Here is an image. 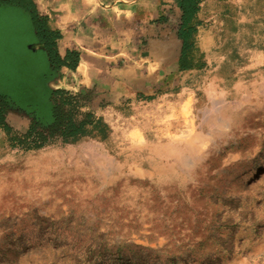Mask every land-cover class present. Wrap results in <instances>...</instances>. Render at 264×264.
Returning <instances> with one entry per match:
<instances>
[{"label": "rangeland", "instance_id": "obj_1", "mask_svg": "<svg viewBox=\"0 0 264 264\" xmlns=\"http://www.w3.org/2000/svg\"><path fill=\"white\" fill-rule=\"evenodd\" d=\"M156 1L172 65L131 97L63 73L71 85L53 90L80 95L74 118L99 119L74 138L44 115L41 53L36 108L4 96L24 97L22 73L0 76V264H264V0H203L181 71L179 4ZM30 33L1 14L0 59Z\"/></svg>", "mask_w": 264, "mask_h": 264}, {"label": "crops", "instance_id": "obj_2", "mask_svg": "<svg viewBox=\"0 0 264 264\" xmlns=\"http://www.w3.org/2000/svg\"><path fill=\"white\" fill-rule=\"evenodd\" d=\"M31 1L35 12L45 19L46 27L59 33L60 37L56 40L58 53L62 56L67 50H74L79 54L74 70L64 68L62 75L54 72L37 36L30 12L18 5H0V15L11 16L14 13L22 17L33 36L26 43V53L23 56L18 53L14 55L24 61L30 58V53H41L47 68L45 79L50 81L48 89L51 91L59 86L69 88V85L79 81L81 86L78 87L96 84L99 89L118 90L126 97L135 96L143 87L145 90L153 89L158 66L172 65L177 56L178 46L173 29L165 28L164 36L160 38L154 27L157 22H151L159 12L164 13V5L159 8L156 0ZM10 10L15 12L9 13ZM174 20L177 18L172 19L169 14L165 24H172ZM34 56L40 58V55ZM14 57L11 58L12 62ZM63 73L69 77L71 84ZM0 94H4L2 90ZM12 98L16 99L14 96ZM48 116L47 121H51L50 110Z\"/></svg>", "mask_w": 264, "mask_h": 264}, {"label": "trees", "instance_id": "obj_3", "mask_svg": "<svg viewBox=\"0 0 264 264\" xmlns=\"http://www.w3.org/2000/svg\"><path fill=\"white\" fill-rule=\"evenodd\" d=\"M202 1L203 0H177L179 9L181 11L180 23L177 26V37L182 43L178 59L179 71L192 68V65L185 60L189 52L188 50L192 45L193 34L196 32V29L200 24L198 21H196V14L199 12L200 3ZM1 4L18 5L19 7H22L30 12L37 36L45 48L49 65L54 72H58L62 67L75 69L79 58L78 52L74 50H67L62 56L58 53L56 48V40L60 37L59 33L49 30L46 27L45 19L35 12L34 4L31 0H0V5ZM34 61V58H27V60L24 61L21 59L18 60V58H16L12 63L7 61L9 65L11 64L17 69V72H3L5 76L15 74L16 77H20L19 74L22 73L25 78L24 82H26L27 86H29V88H25V90L29 91L31 97H38L35 83L38 82L36 76L38 75L39 66H35ZM7 63L6 61H3L4 65ZM19 69L21 72H19ZM45 92V100H47L48 103H52L49 110L51 112V117L53 118V125L57 127L64 139L67 140L80 135L83 133V131H85V126L99 121V119H90L92 115L89 112L84 113V119L78 120L74 118L73 112L79 108L77 99L80 98V95L70 94L63 89H56L53 91L46 89ZM4 96L12 103H15L12 96L9 95L7 97L5 94ZM1 100L4 101L0 95V105L2 106L3 103ZM37 102L38 100H28L25 103L33 108H36ZM37 115L42 116L39 113H37Z\"/></svg>", "mask_w": 264, "mask_h": 264}, {"label": "bare ground", "instance_id": "obj_4", "mask_svg": "<svg viewBox=\"0 0 264 264\" xmlns=\"http://www.w3.org/2000/svg\"><path fill=\"white\" fill-rule=\"evenodd\" d=\"M10 29V32H7V39H6V43L8 42L9 44H11V40H9V38L11 37V35H12V33H13V29H12V27L11 28H9ZM1 41H2V39H1ZM15 40H14V44H15ZM16 46H19V45H16ZM15 46V47H16ZM16 51H17V49H16ZM11 52V50L9 51L8 50V52L6 53V55L3 57V58H1L0 59V72H1V74L0 75H5L4 74V72L3 71H5L6 73H10V72H8V71H12V72H17V69L13 66V65H9L8 63H7V61L9 62L10 61V63H12V59L11 58H13L14 56V59H16V55H14V53H10ZM17 54V53H16ZM14 59H13V61H14ZM3 61H6V63L7 64H3ZM4 65V66H3ZM37 84H38V82L37 83H35V85H36V88H37ZM22 87L23 88H21L22 89V91H23V98H20L18 95L17 96H14L16 99H18V100H38V97H31V94H29V92H27L28 90H25V88H29V86H27V83L26 82H24L23 84H22ZM45 159V158H44ZM51 159V158H50ZM41 160V159H40ZM37 161V160H36ZM39 161V160H38ZM42 163V162H41ZM50 164V163H49ZM56 164V163H55ZM34 165V164H33ZM39 165V164H38ZM37 165V166H38ZM44 165V164H43ZM48 165V164H47ZM54 165V164H53ZM26 167V166H25ZM40 167H42V166H40ZM57 167V166H56ZM30 168V167H29ZM31 168H32V166H31ZM45 168V167H44ZM21 169V168H20ZM26 169V168H25ZM47 169V168H46ZM52 169V168H51ZM13 170H14V168H13ZM34 170V169H33ZM10 171H12V169H10ZM16 171V170H15ZM35 171V170H34ZM46 171V170H45ZM31 172V171H30ZM55 173V172H54ZM30 174V173H29ZM63 174V173H62ZM61 174V175H62ZM48 175V174H47ZM56 175H57V173H56ZM45 176V175H44ZM23 177V176H22ZM38 177V176H37ZM60 178V177H59ZM9 179V178H8ZM21 180H23V179H21ZM123 180V179H122ZM7 181V180H6ZM71 182V181H70ZM31 183V182H30ZM38 184V183H37ZM47 184V183H46ZM57 184V183H56ZM24 185V184H23ZM26 185V184H25ZM29 185V184H28ZM65 185V184H64ZM31 186V185H30ZM3 187H5V185L3 186ZM41 187V186H40ZM44 187V186H43ZM10 188H11V186H10ZM21 188H22V186H21ZM25 188V187H24ZM8 189V188H7ZM14 189V188H13ZM30 189V188H29ZM20 190V189H19ZM22 190V189H21ZM3 191H5V190H3ZM30 191V190H29ZM1 194V193H0ZM11 194H13V193H11ZM11 194L9 195V196H11ZM126 194V193H125ZM32 195V194H31ZM1 196V195H0ZM4 196V195H3ZM32 197V196H31ZM80 197V196H79ZM123 197H125V195L123 196ZM4 198V197H3ZM8 198V197H7ZM20 198V197H19ZM126 198V197H125ZM122 199V198H121ZM4 200H2V202H3ZM6 202V201H5ZM81 203H83V202H81ZM3 204V203H2ZM23 204H25V203H23ZM77 204H78V202H77ZM9 205V204H8ZM19 205H21V204H19ZM18 205V206H19ZM71 205V204H70ZM2 207H4V206H2ZM1 207V208H2ZM15 207H17V206H15ZM53 207V206H52ZM0 208V209H1ZM5 208V207H4ZM70 209V208H69ZM2 210V209H1ZM0 210V211H1ZM61 220V219H60Z\"/></svg>", "mask_w": 264, "mask_h": 264}]
</instances>
